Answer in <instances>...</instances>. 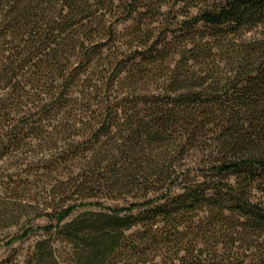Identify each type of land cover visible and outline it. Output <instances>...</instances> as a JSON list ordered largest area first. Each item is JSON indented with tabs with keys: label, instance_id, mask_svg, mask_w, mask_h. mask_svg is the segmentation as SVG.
<instances>
[{
	"label": "trees",
	"instance_id": "16d2710c",
	"mask_svg": "<svg viewBox=\"0 0 264 264\" xmlns=\"http://www.w3.org/2000/svg\"><path fill=\"white\" fill-rule=\"evenodd\" d=\"M177 1L0 0V161L50 128L76 167L25 264H264V0Z\"/></svg>",
	"mask_w": 264,
	"mask_h": 264
},
{
	"label": "rangeland",
	"instance_id": "374dc122",
	"mask_svg": "<svg viewBox=\"0 0 264 264\" xmlns=\"http://www.w3.org/2000/svg\"><path fill=\"white\" fill-rule=\"evenodd\" d=\"M175 5L174 14L183 20L190 12L196 14L195 9H184V4ZM134 22L122 19L117 25L119 33H126L127 29L133 27ZM109 51H104L107 55ZM26 139L20 148H11L9 155L0 161V264H25L35 245L46 236L45 232H34L24 241L11 243L15 237L21 236L27 230L37 231L40 228L56 225V221L49 219L45 215L52 214L54 196L68 190V174L75 172L76 167L72 164H62L58 154L62 152L65 139L69 141L72 136L66 135L61 140L59 134L53 129H48L43 133L26 132ZM51 134V136H49ZM39 135V137H34ZM55 135V136H54ZM80 135H83L80 133ZM51 139L50 137L53 138ZM73 137V136H72ZM57 143L58 149H55ZM74 160V156H71ZM75 162V161H74ZM192 182H202L204 174L199 171L191 173ZM188 177V176H187ZM187 177H183L185 180ZM230 182H236L234 177H229ZM56 189L54 194L53 190ZM183 190H174V194H181ZM85 195H94L92 202H100L110 208H129L132 204H143L146 200L135 199L133 197H110L101 193L86 191ZM161 193L155 195L150 193V199L157 198ZM255 198H264V189L254 190ZM78 196H75V199ZM148 200V199H147ZM49 206V207H48ZM91 210L100 211L99 207H91ZM146 210V207L137 209L135 212ZM138 228H134L126 233L132 239ZM132 245V242H129ZM131 245H129L131 247ZM58 247V245H56ZM115 264H135L133 261L120 260Z\"/></svg>",
	"mask_w": 264,
	"mask_h": 264
}]
</instances>
